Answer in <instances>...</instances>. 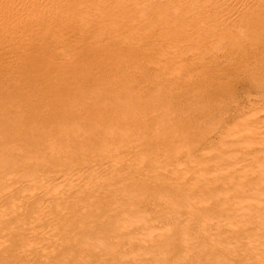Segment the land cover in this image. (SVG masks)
I'll use <instances>...</instances> for the list:
<instances>
[{"label": "bare ground", "instance_id": "1", "mask_svg": "<svg viewBox=\"0 0 264 264\" xmlns=\"http://www.w3.org/2000/svg\"><path fill=\"white\" fill-rule=\"evenodd\" d=\"M250 109L264 0H0V264H264Z\"/></svg>", "mask_w": 264, "mask_h": 264}, {"label": "rangeland", "instance_id": "2", "mask_svg": "<svg viewBox=\"0 0 264 264\" xmlns=\"http://www.w3.org/2000/svg\"><path fill=\"white\" fill-rule=\"evenodd\" d=\"M101 7V6H100ZM102 8V7H101ZM100 8V9H101ZM72 18V19H71ZM69 19V18H68ZM79 19V18H78ZM78 19H77V17H75V16H70V20H71V22L72 21H75V20H77L78 21ZM70 22V23H71ZM77 52H78V49H72V50H66L65 52H64V55H74V54H77ZM240 71H242V70H240ZM236 77H237V79H238V76L239 77H242L243 76V73L242 72H238V73H236V74H234ZM256 94H255V92L253 91V96H255ZM254 103V104H253ZM257 105H258V102H256V101H253V102H251V104L249 105L250 107H257ZM203 108V104H197L196 106H195V109L196 110H200V109H202ZM218 111V110H217ZM217 111H215V115H216V118H215V122H217V119H218V124L217 123H213L211 126H213V128L215 127V126H218L219 125V123H220V118H219V116L221 115V113H219V112H217ZM250 113H252L253 115H254V117H253V115L252 114H250ZM250 113L247 115V119L246 120H248V119H251L252 121L254 120V119H256V118H258V117H263L264 116V114L262 113V112H256V110L255 109H250ZM255 113V114H254ZM220 114V115H219ZM219 115V116H218ZM252 115V116H251ZM253 117V118H252ZM246 127V125H243L242 127H241V129L242 128H245ZM209 126H208V129L207 128H205V127H202V128H197V129H195L194 130V134H193V136L194 135H196V136H201V135H205L208 131H209ZM212 128V129H213ZM211 130V129H210ZM242 133V132H241ZM213 141H214V143H216V145H217V149H216V151L217 152H221L223 149H226L227 151H232V150H234V148L236 147V146H238V145H236L233 141V143L231 142V138L228 136V137H226V139L225 140H223L222 141V139H220V138H218V137H216V138H213L212 139ZM197 143V141L196 140H188V138L185 140V142H184V144H185V146H193L194 144H196ZM231 143V144H230ZM192 144V145H191ZM228 144L230 145V147L228 146ZM241 145H245V144H241ZM228 146V147H227ZM263 159V157H261L260 158V160H259V162H263L264 163V159ZM201 162L202 163H207V164H210L211 162H212V158H205V159H203V160H201ZM259 162H257V163H259ZM206 164V165H207ZM261 164V163H260ZM188 172V174H186ZM187 172H185L183 175H184V177H186V179H188V180H193V179H195L196 178V174L195 173H190L189 171H187ZM236 173H238L237 171H236ZM235 171H233V172H231V174H232V176H234L235 174ZM185 174H186V176H185ZM190 174V175H189ZM193 174V175H192ZM0 217H1V213H0Z\"/></svg>", "mask_w": 264, "mask_h": 264}]
</instances>
